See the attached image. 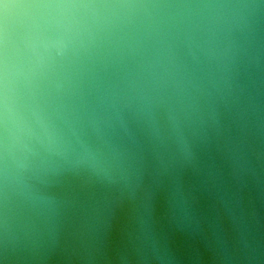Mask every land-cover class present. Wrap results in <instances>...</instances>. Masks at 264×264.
I'll return each mask as SVG.
<instances>
[{
  "label": "water",
  "instance_id": "95a60500",
  "mask_svg": "<svg viewBox=\"0 0 264 264\" xmlns=\"http://www.w3.org/2000/svg\"><path fill=\"white\" fill-rule=\"evenodd\" d=\"M0 264H264V0H0Z\"/></svg>",
  "mask_w": 264,
  "mask_h": 264
}]
</instances>
